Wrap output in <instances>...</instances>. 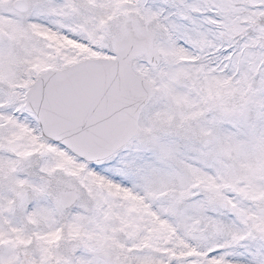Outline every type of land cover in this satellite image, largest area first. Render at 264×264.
Masks as SVG:
<instances>
[{"label": "snow or ice", "instance_id": "6c2138e0", "mask_svg": "<svg viewBox=\"0 0 264 264\" xmlns=\"http://www.w3.org/2000/svg\"><path fill=\"white\" fill-rule=\"evenodd\" d=\"M0 264H264V0H0Z\"/></svg>", "mask_w": 264, "mask_h": 264}]
</instances>
